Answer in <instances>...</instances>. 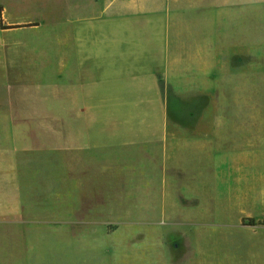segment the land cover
I'll return each instance as SVG.
<instances>
[{"label": "rangeland", "instance_id": "1", "mask_svg": "<svg viewBox=\"0 0 264 264\" xmlns=\"http://www.w3.org/2000/svg\"><path fill=\"white\" fill-rule=\"evenodd\" d=\"M79 1L0 0V258L12 263L14 253L23 264L21 252L36 245L42 256L51 249V264H264V150L254 146L263 122L264 18L257 31L165 30L162 109L100 107L93 137L90 127L59 125L64 113L53 106L60 95L50 90L59 89L58 69L33 58L44 49L60 54V47L37 46L50 30L38 21H58ZM13 18L38 25L8 30ZM209 51L212 103L205 112ZM37 86L55 126L28 125L27 111L11 110V89ZM204 117L236 122L228 129L242 131L243 140L233 150L212 149L203 170L189 155L192 134L178 136V160H167L161 171L158 138L145 142L141 136L150 132L133 126L179 119L178 131L186 132L187 119ZM145 154L151 157L142 161ZM18 199L25 212L15 206ZM23 214L36 219L30 247L15 223Z\"/></svg>", "mask_w": 264, "mask_h": 264}, {"label": "crops", "instance_id": "2", "mask_svg": "<svg viewBox=\"0 0 264 264\" xmlns=\"http://www.w3.org/2000/svg\"><path fill=\"white\" fill-rule=\"evenodd\" d=\"M70 12L74 14L70 13L58 21H48L46 26L41 21L30 18H13L11 25L36 24L34 22L38 21L42 27L50 29L47 30L49 33L38 40H43L44 44L39 42L37 46L60 47V54L55 56L54 52L49 53V50L44 49L43 56L33 58L35 61L42 59L53 62L58 69L55 77L60 81L59 89L52 87L50 90L52 94L60 95L59 102L53 106L55 112L64 113V119L60 117L59 125L90 127L94 137L95 124L101 123L96 117L98 112L102 111H96L100 107L107 111L126 108L145 110V105H151L152 108L159 105L162 109L163 78L165 72L169 75V70H165L164 66L165 30H218L221 33L228 30L257 31L263 23L261 18H264V0H80L77 7L70 9ZM59 25L61 32L56 30ZM32 27L34 26L11 30ZM221 45L220 39L218 46ZM210 46L209 42L208 47L211 48ZM19 57L25 59L24 56ZM204 57L205 63L208 64L205 66L206 77V73L208 74L211 69V51L205 53ZM219 60L222 61L221 58ZM210 78L208 74L209 86L204 87L205 112L210 110L212 103ZM41 90L38 86L22 90L11 89L10 101L7 97L6 101L8 100L11 110L28 112L26 114L28 125L55 126L57 123L54 118L49 121L51 119L49 112L53 111L49 110L48 103L40 101L39 97L36 98L41 94ZM22 95L25 96L27 103L21 100ZM41 102L44 104H40ZM180 121L163 118L140 119L141 124L133 125L145 128L141 130L142 132H150L141 136L145 142H151L153 136L158 138L155 157L161 171L167 160H178L175 153L179 148L176 141L180 139L178 137L180 134L193 135L191 141L193 152L189 155L199 165L200 170L212 164V149L217 150V153L233 150L239 137L243 140L242 131L228 129L237 127V123L226 118L187 119L192 123V128L186 132L178 131ZM4 124L9 125L8 122ZM258 141L259 143L254 146L264 150V73L263 122ZM229 142L232 143L230 149ZM146 157L151 156L145 154L142 161ZM142 182L141 177V184ZM15 206L25 212L23 208L27 204L21 205L18 199ZM35 221L34 215L23 214L22 218L15 222L17 228H24L25 243L28 247L29 240L31 242L36 239V232L33 230ZM15 231L17 230L11 232ZM38 237L45 238L46 233ZM38 249L34 245L33 249L27 248L25 252H21L26 256L23 264H51L49 261L51 249L48 248L49 255L43 253V256L38 253L41 249ZM2 253L4 252H0V257L3 256ZM36 254L40 256H37V260ZM13 255L12 263L0 258V264H22L17 263Z\"/></svg>", "mask_w": 264, "mask_h": 264}, {"label": "trees", "instance_id": "3", "mask_svg": "<svg viewBox=\"0 0 264 264\" xmlns=\"http://www.w3.org/2000/svg\"><path fill=\"white\" fill-rule=\"evenodd\" d=\"M1 13H2V9L0 7V22L2 21ZM35 25L37 24L10 25V26H7V29L11 30V29L27 28V27L35 26Z\"/></svg>", "mask_w": 264, "mask_h": 264}]
</instances>
